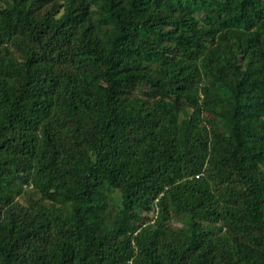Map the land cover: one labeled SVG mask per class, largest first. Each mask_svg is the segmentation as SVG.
Returning <instances> with one entry per match:
<instances>
[{"label": "trees", "instance_id": "obj_1", "mask_svg": "<svg viewBox=\"0 0 264 264\" xmlns=\"http://www.w3.org/2000/svg\"><path fill=\"white\" fill-rule=\"evenodd\" d=\"M0 264H264V0H0Z\"/></svg>", "mask_w": 264, "mask_h": 264}]
</instances>
